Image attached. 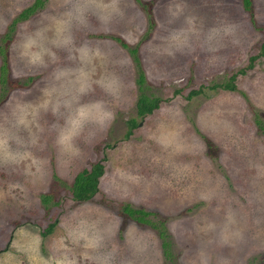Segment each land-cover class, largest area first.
Wrapping results in <instances>:
<instances>
[{"label": "rangeland", "instance_id": "374dc122", "mask_svg": "<svg viewBox=\"0 0 264 264\" xmlns=\"http://www.w3.org/2000/svg\"><path fill=\"white\" fill-rule=\"evenodd\" d=\"M250 1L43 0L2 40L33 0H0V264H264V0ZM114 38L159 101L143 117ZM232 74L235 90L210 89ZM96 161V193L73 200ZM126 204L162 223L170 261Z\"/></svg>", "mask_w": 264, "mask_h": 264}, {"label": "trees", "instance_id": "16d2710c", "mask_svg": "<svg viewBox=\"0 0 264 264\" xmlns=\"http://www.w3.org/2000/svg\"><path fill=\"white\" fill-rule=\"evenodd\" d=\"M43 0H33L32 4L28 7L21 10L16 17L11 21L7 28V32L3 35L2 40L10 38V34L13 30L14 25L21 20H25L30 15H32L38 8L41 7ZM242 8L249 12L250 11V0H241ZM123 48H125L130 55L136 65V78L135 82L138 86V94L135 101V115L136 117H143L147 114H150L153 110L158 107V99L155 97H149L146 95L142 89L144 84V75L142 70L139 68L138 60L135 56L136 47L130 48L125 43L121 42L119 38H114ZM264 55V42L260 47L259 56ZM0 57H1V65L0 72H4L5 70V56L3 49L0 47ZM256 56L249 57V63L247 67L251 66L252 61ZM244 68L239 69L238 73H243ZM235 74H232L230 77L226 79V81L222 83H215L210 86V89H215L220 87L225 90L233 91L235 90V86L233 84V78ZM3 81V78H1ZM199 90L191 91L190 94L199 93ZM188 96V95H187ZM254 123L256 127L264 134V121L261 120L258 116L255 115ZM137 122L134 118H130L127 121L128 131L125 133V137H128L130 131L136 126ZM103 172V165L100 161H96L90 165L89 168L81 169L73 178L68 190L70 192L71 198L76 201H85L89 200L97 191V181L99 176H101ZM49 198V196H41V200L45 202ZM123 214H126L129 218L133 219L137 223H142L149 225L151 228L155 229L157 232V237L159 238L160 249L164 259L170 261L172 258L170 247L171 243L168 239V235L165 232L164 226L162 223L152 222L148 217L150 215H154L152 212L144 211L143 209H137L129 206L128 204L123 205L121 208ZM52 228V224L48 225L42 232L41 235L45 236L50 232Z\"/></svg>", "mask_w": 264, "mask_h": 264}]
</instances>
